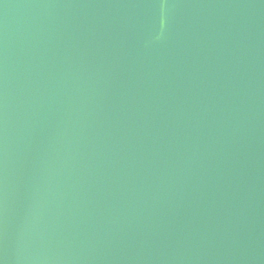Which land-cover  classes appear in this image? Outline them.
<instances>
[{
    "label": "water",
    "instance_id": "obj_1",
    "mask_svg": "<svg viewBox=\"0 0 264 264\" xmlns=\"http://www.w3.org/2000/svg\"><path fill=\"white\" fill-rule=\"evenodd\" d=\"M0 264H264V0H0Z\"/></svg>",
    "mask_w": 264,
    "mask_h": 264
}]
</instances>
